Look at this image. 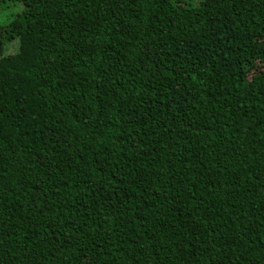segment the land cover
Listing matches in <instances>:
<instances>
[{
    "label": "trees",
    "instance_id": "1",
    "mask_svg": "<svg viewBox=\"0 0 264 264\" xmlns=\"http://www.w3.org/2000/svg\"><path fill=\"white\" fill-rule=\"evenodd\" d=\"M0 264H264V0H0Z\"/></svg>",
    "mask_w": 264,
    "mask_h": 264
}]
</instances>
